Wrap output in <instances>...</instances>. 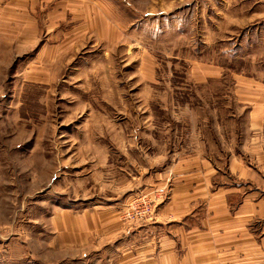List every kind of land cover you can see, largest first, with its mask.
<instances>
[{
    "label": "rangeland",
    "instance_id": "obj_1",
    "mask_svg": "<svg viewBox=\"0 0 264 264\" xmlns=\"http://www.w3.org/2000/svg\"><path fill=\"white\" fill-rule=\"evenodd\" d=\"M104 1L59 64L29 67L43 39L0 40V264H138L97 215L118 208L113 228L132 227L135 196L91 156L120 159L149 130L164 142L174 123L189 140L202 128L216 152L240 148L248 108L233 86L264 97V0Z\"/></svg>",
    "mask_w": 264,
    "mask_h": 264
},
{
    "label": "crops",
    "instance_id": "obj_2",
    "mask_svg": "<svg viewBox=\"0 0 264 264\" xmlns=\"http://www.w3.org/2000/svg\"><path fill=\"white\" fill-rule=\"evenodd\" d=\"M105 3L0 0V40H29L39 46L43 39L34 54L36 65L29 67L59 64L62 49L98 29ZM46 40L56 43L48 46ZM207 78H216L215 68L198 75L194 82L204 83ZM233 88L236 102L238 95L248 108L240 115L246 120L240 148L216 152L215 140L202 128L189 140V133L174 123L164 142L157 140L155 130H149L150 137L140 146L119 144L120 159L114 160L110 154L91 156L94 167L114 174L107 178L122 187L117 195L153 197L156 190H164V199L155 203L150 216L132 227L113 228L118 208L107 206L97 214L101 224L111 222L109 226L120 235L116 246L125 249L122 253L131 252L138 264L264 261V97L247 81L236 82ZM231 116L236 120V113ZM124 165L132 169L128 177L121 172ZM128 240L133 241L134 249L125 246Z\"/></svg>",
    "mask_w": 264,
    "mask_h": 264
},
{
    "label": "built area",
    "instance_id": "obj_3",
    "mask_svg": "<svg viewBox=\"0 0 264 264\" xmlns=\"http://www.w3.org/2000/svg\"><path fill=\"white\" fill-rule=\"evenodd\" d=\"M153 197H146L138 194L134 197L131 206L125 211L124 219L137 222L147 219L150 216L153 206L157 201L164 199L165 193L163 189L155 191Z\"/></svg>",
    "mask_w": 264,
    "mask_h": 264
}]
</instances>
